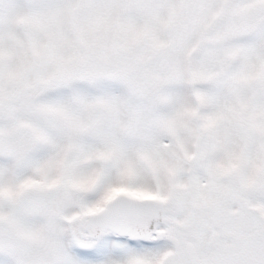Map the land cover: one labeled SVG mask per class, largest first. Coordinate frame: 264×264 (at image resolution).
Listing matches in <instances>:
<instances>
[{
  "label": "snow or ice",
  "instance_id": "obj_1",
  "mask_svg": "<svg viewBox=\"0 0 264 264\" xmlns=\"http://www.w3.org/2000/svg\"><path fill=\"white\" fill-rule=\"evenodd\" d=\"M0 264H264V0H0Z\"/></svg>",
  "mask_w": 264,
  "mask_h": 264
}]
</instances>
